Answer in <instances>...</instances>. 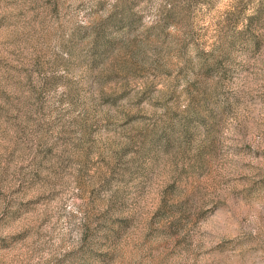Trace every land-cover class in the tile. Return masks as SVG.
I'll return each mask as SVG.
<instances>
[{
	"label": "rangeland",
	"instance_id": "1",
	"mask_svg": "<svg viewBox=\"0 0 264 264\" xmlns=\"http://www.w3.org/2000/svg\"><path fill=\"white\" fill-rule=\"evenodd\" d=\"M0 264H264V0H0Z\"/></svg>",
	"mask_w": 264,
	"mask_h": 264
}]
</instances>
